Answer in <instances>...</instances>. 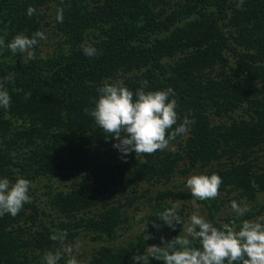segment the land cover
Here are the masks:
<instances>
[{"label":"trees","instance_id":"1","mask_svg":"<svg viewBox=\"0 0 264 264\" xmlns=\"http://www.w3.org/2000/svg\"><path fill=\"white\" fill-rule=\"evenodd\" d=\"M37 31L61 40L46 53L38 40L31 59L6 47ZM0 39V82L12 77L10 107L0 109V176L29 180L31 196L16 216H0V264H43L81 233L106 243L81 264H135V255L163 264L149 255L166 227L160 213L194 197L169 188L152 197L141 185L166 186L196 170L222 177L218 194L227 198L196 201L215 226L264 221V203L215 220L217 204L264 193V0H0ZM85 46L98 54L85 56ZM117 80L133 91L142 81L145 90H175L178 116L191 123L172 150L124 157L85 112L98 87ZM39 189L56 219L37 205ZM143 203L141 231L113 246ZM170 229L162 246L180 234L177 224Z\"/></svg>","mask_w":264,"mask_h":264},{"label":"clouds","instance_id":"2","mask_svg":"<svg viewBox=\"0 0 264 264\" xmlns=\"http://www.w3.org/2000/svg\"><path fill=\"white\" fill-rule=\"evenodd\" d=\"M34 11L29 7L27 14L31 16ZM44 38L45 34L40 31L31 37L20 33L6 47L14 55L19 53L31 59L38 40ZM4 46L5 41L0 39V48ZM82 51L88 57L98 54L94 46H85ZM11 82L12 77L0 82V109L10 107L11 96L6 84ZM146 84L147 81H142L141 87L133 91L123 81L102 83L92 107L85 109L95 124L116 141L113 147L124 157L166 149L170 141L188 132L191 123L187 116L180 120L173 88L145 90ZM221 183L222 177L217 173L192 174L186 179L185 186L194 197L196 210L188 217L186 226L176 205L160 213L159 221L173 230L182 222L183 235L176 236L167 246H150V257L163 264H264V221L243 220L237 225L233 220L218 227L199 213L196 201L216 198ZM29 192V180L18 177L11 181L7 176H0V216H16L31 202ZM231 208L237 217L244 215L241 202L233 200ZM136 220L141 221L142 215H137ZM51 239L55 241L57 236L52 235ZM65 256L68 257L66 264H81L71 246L49 250L42 258L43 264H59ZM133 260L141 264L142 257L135 255Z\"/></svg>","mask_w":264,"mask_h":264},{"label":"rangeland","instance_id":"3","mask_svg":"<svg viewBox=\"0 0 264 264\" xmlns=\"http://www.w3.org/2000/svg\"><path fill=\"white\" fill-rule=\"evenodd\" d=\"M50 6L52 7V4H50ZM50 9H52V8H50ZM52 13H53V10H49V11H47L46 15L50 16ZM47 35H48V37H47ZM60 40H61V37L59 35H57L56 33H54L53 31L51 34H49V32L46 33V39H44L43 45L41 47L42 52L43 53L49 52L52 48L55 47V43L60 41ZM13 124L20 125L21 121L13 122ZM172 146H173V144H172ZM166 149L172 150V147H170V144L168 145V147ZM198 173H201V172L199 170H196L194 172L188 173L186 176H184L182 174L177 175L166 186H164V185H156V186L141 185V190L142 191L148 190V194L151 195L152 197L155 196L156 192H158L159 190H164L166 188L173 189L175 191L176 190H184V191L188 192L189 190L185 186L186 179L188 177H190L192 174H198ZM45 183H46L45 180H41L37 185L42 189V186ZM52 185L58 186L57 183H54ZM67 187L65 188L63 185L58 186L59 189L63 188V190H65V191H66ZM41 189H39L38 193L36 194V196L38 198L35 201L41 209H43L46 213H49L50 218L52 220L56 219L57 216L55 214H53L54 212H52L50 210V208H48L46 206L47 195L45 196L44 193H42ZM217 198L218 199L227 198V195L225 196L224 194H218L215 199H217ZM211 201H212V199L209 202H211ZM261 203H264V193L259 194L258 197L256 198V200L253 202H242V205L245 207L244 215L248 212H251V208H253L254 206L256 209H258V207L260 206ZM196 204L199 207V213L201 215H203L208 220L205 207L200 203H196ZM172 205L177 206L178 215L184 221L185 226H186L187 221H188V217L191 215V213L193 211L196 210L194 205H193V202L192 201H185V202L177 201L175 203H171V206ZM217 206L219 209H218V212L216 214L215 220H217L218 216H220V217H234V218L237 217L236 214L234 213L233 209L227 203H224V205L217 204ZM148 208L149 207L147 204H145V203L141 204L139 206V209L137 210V215L144 216L145 214H147ZM137 215L135 216L133 212L130 213V216L132 218V223H133L131 226V229L130 230L125 229L124 231H122L121 236L113 243V246H115V247L116 246H125L130 241V239H133L135 236L138 235V233L141 231V223L136 220ZM252 220H261V217L258 216ZM177 225L179 226V230H180L179 233L181 235H183L182 222L177 223ZM170 231H171V229L168 226H166L165 230L157 238H154L151 240L153 245L162 246L168 240ZM92 237H94V236L90 233H81L77 237L75 243H70V245H69L73 248V255H75L80 260L81 263L84 261V258L88 254H90L93 250H95L96 248H98L100 246L106 245V243H104V242L94 241L92 239ZM77 245H78V247H77Z\"/></svg>","mask_w":264,"mask_h":264}]
</instances>
